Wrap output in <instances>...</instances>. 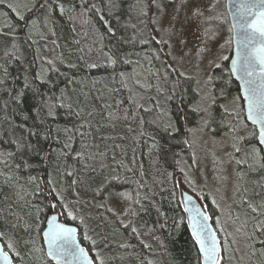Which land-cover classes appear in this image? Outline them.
I'll use <instances>...</instances> for the list:
<instances>
[{
	"label": "trees",
	"instance_id": "trees-1",
	"mask_svg": "<svg viewBox=\"0 0 264 264\" xmlns=\"http://www.w3.org/2000/svg\"><path fill=\"white\" fill-rule=\"evenodd\" d=\"M36 2L37 0H34L33 4ZM9 3L11 4V0H6L5 5H0V33L7 37L18 34H16L14 41L16 47H13L12 43L0 46V79L5 81L3 85H0V140L3 141V143H0L2 144L0 152L15 151V145L9 143V141L16 139L21 134H26L24 128L39 126L38 121L34 119L36 115L34 108L38 98L34 96L31 89L24 88V83L26 77L28 80H32L35 76L40 75L42 80L48 82L41 85L43 91L48 92L49 96L55 94L56 97H60L61 100L56 101L57 103L62 101L65 104L72 105L71 109L66 107L58 109L56 123L53 127L71 128L75 132L81 121L86 124L90 122V126L81 129L85 132L83 139L78 135L73 136L72 146L77 151H86L89 157H95L93 160H88L87 163L94 166L96 172L83 169L84 159L76 164L71 158L66 161L63 157L56 158L61 151V145L67 142L63 132L60 134L59 141H41V145L45 150L49 148V145L54 150L53 156L48 161L41 163L37 157H32L31 162L37 166L16 173L19 179L13 180L11 182L12 186H5L3 179L0 178V189H3V191H0L2 205L0 207V217H2L0 219V230L8 233L7 236L1 239L5 248L7 249L6 245L10 243V236H21L19 232L11 229V223L16 221L19 213L27 205L22 196L16 206L7 204V197L10 198L11 193L21 184L23 188L27 187L30 192H33V203L36 206L41 205L43 207V203L47 202L44 195L36 194L35 185L28 183L27 177L29 175L36 176L38 182L45 181L49 179L48 176L54 171L58 162L62 173L65 170V165H67L68 170L76 168L81 174L85 175V188L89 184L92 188H99L102 180L108 176L109 168L113 167L111 176L119 175L126 178L127 183H113V187L109 188V191L118 190L121 192L128 190L132 198H139V195L145 192V196L141 198L143 203L140 206L137 205L139 211L132 221L138 234L133 235L123 228L112 233V235L118 233L121 242L130 245V263L147 264L150 258H155L158 264H197L198 252L193 247L192 233L178 194L177 179L175 177L179 168L180 157H189L192 150V147L189 148L182 142L188 140V138L182 118L183 113L178 109L189 111V105L194 106L196 104L198 100L195 93L197 86L195 81L185 83L183 85L186 90L185 102L181 103L180 95L177 93L172 100H167L169 109L166 108V104L164 106L166 100L163 99H168V95L171 94L172 84L170 82L166 81V86L162 90L160 89L155 100L148 97L147 90L144 92V90H140L135 86L133 80L136 73L146 71L149 75H153L160 65L158 60H153L150 63L145 58L144 52L149 47L160 48L161 45L149 46L138 43L140 38H144L145 33H147L148 38L151 32L147 8L148 0H51L53 11L49 14L46 25L43 22L39 24L38 33L34 38L30 33V19L34 18L41 21L42 18L35 11L29 12L33 4L23 13L29 18V26L20 28L16 27L19 14L7 7ZM58 6L63 7L62 15L60 10L57 9ZM142 9L147 12V16L142 14ZM19 23L22 24V22ZM10 25L14 26L15 33L9 31ZM109 27L115 30L117 38L131 39L137 37V42L121 44L120 48L122 53L130 54L126 58L134 62L139 61V66L136 63L117 65L115 71L110 66L107 67V70L105 68L89 69L87 67L88 63L94 61L105 63L107 60L105 53L111 54L110 50L117 41L108 33L107 29ZM49 44L53 47L56 46L55 56H48L53 48ZM137 52L140 53L139 56L135 55ZM161 56L163 58V53ZM48 60L54 61V67L58 68L59 72L54 71L53 66L47 64ZM69 65H75V67H69ZM5 68L7 69V75L3 71ZM133 69L139 70L134 74ZM221 69H214V72L219 76ZM120 72L125 73L123 81L118 75ZM61 73L64 75H61ZM131 75L133 76L132 79ZM113 76L116 77L115 80H113ZM76 82L82 88L78 87L75 84ZM221 82L220 80L216 81V89L219 85H222ZM235 82L233 80L232 84L235 85ZM36 83L39 84V81H36ZM102 84H105L106 91L111 93L117 100L116 106L108 104L106 115H103L100 111L102 107L107 105L105 103L101 105L102 95L99 94L98 88ZM5 89L10 90L12 94L23 91L22 103L19 106L10 103L7 108H4V102L10 101V96L4 91ZM61 90H64L63 96ZM92 90L94 92L93 96H91ZM137 105H142L143 108L151 109V111L145 113ZM122 108L125 109L121 113L123 116L118 114ZM81 110H83L81 117L69 116L70 111ZM88 111H94L95 114L89 117L86 114ZM125 116H127V119H125ZM140 117H143V124H141ZM123 120H128L129 123ZM150 121H156V123H150ZM170 121L181 129L171 140L161 131ZM199 121L198 114L189 112L188 127ZM245 123L248 124L249 130H251L253 125L247 121ZM14 125L16 127H13ZM21 125L23 127H20ZM69 135H72V133H69ZM32 139L35 143L36 138ZM144 140L148 141L147 146ZM154 140L156 142L155 147H153ZM95 143L104 144L106 147L105 152L101 153L98 148L94 147ZM84 145H87V148H84ZM65 151L67 150L65 149ZM101 161L104 164L103 168L101 167ZM120 162H123V165L132 169V171H126ZM109 178H106L103 184ZM63 180L66 186L68 179L63 176ZM41 187H43V184H41ZM106 193L108 191L103 196ZM91 194L94 195L90 189L81 191L80 199L82 203L80 208L82 211L90 210L92 207ZM67 195L69 199H72L71 194ZM102 198L98 196V199ZM78 206H76L74 212L77 215L76 220H72L64 214H62V217L65 221L78 225L80 240L88 250L91 249L90 253L93 256L96 254V249L90 240L84 239L85 234L89 236V231H91L89 237L93 240L95 238V228H102L100 232L103 235H108L111 232V227H108L107 224L98 226L97 221L99 219L95 217L87 229L88 233H85L83 223L78 219L81 213ZM205 206L210 216L217 218L216 208L211 204H205ZM10 213H15V216L10 215ZM47 213L49 211H43V216L45 217ZM178 222L179 226H177ZM217 231L220 239L223 240L222 233L218 229ZM138 241L141 243H138ZM110 244V249H112L114 243ZM142 244L149 246L146 252H144ZM7 250L13 255L14 250ZM47 260L51 264H55L52 260L48 258ZM261 261L264 263V259H261ZM14 264H19V258L14 260ZM255 264L262 263L256 259Z\"/></svg>",
	"mask_w": 264,
	"mask_h": 264
},
{
	"label": "snow or ice",
	"instance_id": "snow-or-ice-1",
	"mask_svg": "<svg viewBox=\"0 0 264 264\" xmlns=\"http://www.w3.org/2000/svg\"><path fill=\"white\" fill-rule=\"evenodd\" d=\"M6 0H0V5H5ZM218 0H212L211 3L204 4L201 0H180V7H178L172 16L169 18L168 27H156L153 28L147 39L140 38L138 43L140 45H163L160 48L149 47L145 50V58L151 63L153 60L160 61L159 69L153 75H160L165 81L172 84L170 90L171 94L168 95V100H172L176 97L177 93L180 95L181 103L185 102L186 90L183 85L188 82L195 81L197 89L195 90L196 96L199 98L197 103L192 106L189 105V111H182V118L184 120V127L189 134L194 131H199L200 133H210L213 137L220 134L222 130L226 131L229 135L231 142L222 146L223 155L216 156L213 154L212 157V186L214 188V194L212 192H205L203 197L198 199H209L211 198V205L216 209H220L223 206L228 207L229 217H234V220H239L238 215L233 213V205L246 206L248 210L253 214L251 217V231L248 229V218H245L243 223L234 229L233 232H228L226 226L221 225L219 218H214L208 214L205 205H197L191 196L187 198L186 211L193 213L190 220L193 222L192 240L193 247L196 248L198 252L197 264H230V261L234 258L231 255L232 246L243 241V247L238 249L243 251L244 255L241 259L247 258L249 261L259 254L264 256V201L260 204H254L253 200L250 199L246 194L248 189L244 187L242 182L247 181L249 172H260L264 171V93H261L259 86L255 79H251L256 75V66L260 65V73L264 74V9L255 12V19L249 20L248 17L253 15V10L258 7L256 4L241 5L240 16L235 20V23L231 28L228 29L229 33L232 32H243L244 48L247 49L249 44H255L257 38H260V43L251 52H238L237 58L232 61L231 70L229 76L239 74V78L243 81L242 88L245 93L244 96L234 97L231 101V106L224 103L227 100L229 93L225 89L221 88L219 92L216 91L215 81H224V74L221 69V63L219 61H228L229 56L223 55V49L232 44V38L229 37L225 40L224 44H221L216 53L212 52L211 47L208 45L207 41L215 40L219 35L220 25L222 21L215 15V6ZM264 3V0H262ZM152 4L157 7L160 13H163V7L158 3V0H152ZM8 8L13 11L12 4H7ZM60 14H63V7H60ZM183 10L184 16L181 20L180 12ZM35 11L41 16L42 20L31 19L30 23L32 27H38L41 22L47 23L49 14L53 11L51 0H37L33 4L29 12ZM142 14L147 16V12L143 9ZM18 25L16 27L27 28L29 26V18L24 14H19L17 17ZM163 16L161 15L158 19L153 20V24L162 25ZM19 22H22L19 23ZM216 25L213 29L209 27L210 25ZM135 27V26H133ZM189 28H194L196 32L200 33V36L204 38V47L197 46L195 49L196 63L194 65L197 70L194 74H188L185 70V58L192 57L193 51L188 47V39L185 32ZM9 31L15 33L14 26H9ZM108 33L113 39H116L117 43L110 50L111 54L107 55V60L105 63L94 61L88 63L87 67L89 69H98L111 67L115 71L117 65H131L136 63L139 66V61H132L127 57V55L122 53L120 45L124 43H135L137 42V37H132L131 39L120 37L117 38L116 32L113 28L109 27L107 29ZM163 31L166 33V38L164 36L157 37V33ZM18 34V33H16ZM16 34L12 37H7L6 35L0 33V46L8 43H12L13 47H16L14 43ZM43 38V37H41ZM35 43V41H33ZM163 53V58L161 54ZM135 55L139 56L140 53L137 52ZM207 60V71L201 68V65ZM63 63V61H61ZM47 64L53 66V70L59 72L58 68L54 67V61L48 60ZM69 67H75V65H69ZM214 69H221L219 76L215 75ZM5 75H7V69L4 70ZM135 74V69H133ZM203 73V74H202ZM61 75H64L61 73ZM121 81L125 78V73H118ZM138 75V74H136ZM200 77L197 79V77ZM116 77L113 76V80ZM24 88L31 89L34 96L37 97V103L35 105L34 111L36 113L34 119L38 121V127H28L24 128V133L21 134L16 139L10 140L9 143L15 145V151L10 152H0V178L3 179V184L5 186H12L11 182L13 180H18L19 177L16 173L21 170L27 171L33 169L37 165L31 162L32 157H37L41 163L48 161L54 154V150L49 148L45 150L41 145V141H59L61 132L67 138V142L61 145V151L57 155V159L63 157L66 161L71 158L74 163L79 164L81 159L85 160L83 164V169L85 171L96 172V168L87 163L88 160H93L95 157H89L86 151H77L72 146L73 136H79L81 139L84 138V129L86 126H90V122L86 124L81 121L79 127L73 132L71 128L60 129L59 127H53L56 123V117L58 109L60 108H72L71 104H65L62 101L57 103L56 101L61 100L60 97H56L55 94L51 96L48 92L41 89V85L48 83L46 80H42L40 75L35 76L32 80L25 78ZM39 81V84L36 83ZM5 81L0 79V85H3ZM136 83H139L137 80ZM50 90V89H49ZM10 96V101L4 102V108H7L10 103H14L19 106L22 103V97L24 96L23 91L15 92L12 94L10 90L5 89ZM61 95H64V90H61ZM245 99L247 102V110L245 113V108L241 105L237 110V101ZM138 108L142 109L145 113H149L151 109L143 108L142 105H137ZM82 111H70L69 116L81 117ZM189 112L196 113L199 116L200 123L196 129L188 127ZM87 116L91 117L95 113L94 111H88ZM112 115L111 113L109 114ZM219 117V119L217 118ZM27 119V117H25ZM127 119V116H125ZM141 124H143V117H140ZM245 120L250 121L253 125L252 129L249 130V126L245 123ZM239 121V123H238ZM150 123H156V121H150ZM216 125L213 128V125ZM13 127H16L15 125ZM20 127H23L21 125ZM75 127V125H74ZM161 131L165 133L169 140L174 138L176 133H179L181 129L177 127L171 121L166 124ZM72 133V135H69ZM143 134V133H142ZM36 138V142L33 143V139ZM183 144L191 148L193 143L189 140H183ZM0 143H3L0 140ZM156 146L154 140L153 147ZM87 148V145L83 146ZM163 147V146H161ZM65 149L67 151H65ZM230 149V150H228ZM121 166L125 167L126 171L131 172L132 169L127 168L120 162ZM197 164V158L195 154L192 155V165ZM232 167L231 172H229V167ZM101 167H104L103 161H101ZM46 171V168H45ZM184 172V169H180ZM11 173V174H10ZM63 176L68 179L66 186L57 187L52 179H47L45 181L38 182L36 176L29 175L27 177V182L34 184L36 188V194H43L46 203H43V207H37L36 204H31L30 207L35 210V215L31 216L32 223H25L23 230L28 233V238L24 239L22 237H15V243H8L6 245L7 249L14 250L11 257L12 260L17 258L22 259L23 249L20 247L21 243L27 245L29 243L34 244L35 241L32 240V233L35 231L48 245L50 256H55L61 258L65 254H71L77 258H84L87 264H110L111 257H105L102 249H109L110 244L105 236H100L99 240H91L87 234H85L84 239L90 240L91 244L97 249L96 254L89 257L88 251L80 247L75 238V229L68 228L57 222L59 215L64 214L72 220L77 219V215L74 214L76 211V206L81 204V191H88L89 189L93 191L94 196L103 197V194L108 191L109 197H118L121 201L130 199L124 192L120 191H109V188L113 187V183L122 184L127 183L126 178H122L119 175L111 176L107 179L105 184H102L99 188H92L91 184L87 188L84 187L86 176L81 174L79 170L73 168L68 170V166L65 165V170L63 171ZM99 175V173H98ZM264 179V177H262ZM184 181L189 185L196 188L197 182L187 175L184 176ZM204 187H208L209 177L207 175L203 178ZM260 184L259 181L256 182ZM43 184V187H41ZM260 187L264 188V184H260ZM3 191V189H0ZM71 194L72 200L71 210H69V203H65L68 199V195ZM255 196H259L260 193H254ZM219 196V200L216 199ZM22 199V198H21ZM231 201V203H228ZM139 203V201H136ZM89 206H91L89 204ZM97 208H104V204L95 205ZM49 211L53 214L51 216L44 217L41 220V213L43 211ZM63 210V211H61ZM107 211L113 212L112 207H108ZM125 213L128 209L126 208ZM10 215L15 216V213H10ZM135 215V213H133ZM261 217V218H257ZM198 218V219H197ZM2 219V217H0ZM19 219L17 217V222L11 223V229L13 231H18L20 228ZM214 221L219 232L225 234V239L218 238L217 232L209 226V221ZM46 223V227H40L41 224ZM81 223H84L81 220ZM121 227L125 231H130L133 235H137V229L132 226V223H125L123 220L120 221ZM99 235V233H97ZM6 231L0 230V239L7 236ZM121 248H125L126 245L121 244ZM144 247H148L145 245ZM43 251V249H41ZM117 259L121 257L117 256ZM0 260L8 261L9 253L7 251L0 250Z\"/></svg>",
	"mask_w": 264,
	"mask_h": 264
},
{
	"label": "rangeland",
	"instance_id": "rangeland-1",
	"mask_svg": "<svg viewBox=\"0 0 264 264\" xmlns=\"http://www.w3.org/2000/svg\"><path fill=\"white\" fill-rule=\"evenodd\" d=\"M34 0H11V4L13 6L14 9H16V13L18 14H23L24 11L30 7L33 4ZM202 3L204 4H208L211 3L212 0H201ZM158 3L162 5L163 7V13H160L159 10L157 9V7H155L152 4V0H148V18H149V22H150V30H152L153 28L156 27H163V28H167L168 27V21L169 18L172 16V14L174 13V11L180 7V0H158ZM57 9H60V7L58 6ZM163 16V20H162V25H157V24H153L152 21L158 19L160 16ZM215 15L217 17L220 18V21H222V24L220 25V29L219 31V35L216 37L215 40L212 41H207L208 45L211 47L212 52L216 53L220 47L221 44H224L225 40L228 39L229 37L232 38V33L228 32V29L231 28L230 25V20H229V16L227 13V9H226V5H225V0H218V3L215 6ZM184 16V12L183 10H181L180 12V18L181 20L183 19ZM34 19V18H31ZM30 19V21H31ZM209 27H212L213 29L216 28V25H210ZM38 27H32L31 23H30V33L32 34V37L34 38L38 31H37ZM42 31V30H41ZM43 34V33H42ZM147 33H145L144 38H147ZM185 35L188 39V47L190 49H192L193 51V56L192 57H186L185 58V68L182 70H185L188 74H194L197 70L195 69L194 65L196 63V57H195V49L197 46L200 47H204V38L202 36H200L199 32H196L194 28H189L186 32ZM160 36H164L166 38V33H164L163 31L157 33V37L159 38ZM49 46H52L51 44H49ZM161 47H163V45H161ZM54 48V49H53ZM48 56H55V52L54 50L56 49V46L53 47ZM231 49H232V44L230 46V49L228 47H225L223 49V55H227L230 56L231 53ZM219 63H221V67L222 70L225 71L226 70V61H219ZM201 68L204 69V71H207V60L205 59L204 63L201 65ZM139 69H135V73L138 71ZM158 71V69H157ZM156 71V72H157ZM214 71V70H213ZM138 75H135L134 77V84L135 86L140 89V90H144V92L147 90L148 92V97H151L152 99H156V96H158V93L160 91V89L162 90L166 85V81L162 78V76L160 75H149L148 72H143L141 71L140 73H136ZM148 76H147V75ZM203 74V73H202ZM215 75H217V73H215ZM218 76V75H217ZM133 78V76L131 75V79ZM200 77L198 76L197 79H199ZM139 81V83H136V81ZM78 87L82 88V86L76 82L75 83ZM197 86V85H196ZM69 87H71V85H69ZM151 87V88H150ZM221 88L225 89L227 93H229L230 95H228L227 100L223 101L224 103L229 104V106H231V101L234 97L239 96V93H235L233 92L232 89L231 91H229L227 89V86H218L217 87V91H219ZM99 94L102 95V102L101 105L104 103L107 104L104 107H102L100 109L101 113L103 115H106L108 112V104H112L114 106L117 105V100L113 97V95L111 93H109L108 91H106L105 89V84H102L99 86ZM149 89H151V91H149ZM94 95V92L92 90V95ZM143 96V95H142ZM141 96V98H142ZM199 99V98H198ZM166 100V102H164V106L166 104V108L169 109V106L167 104V100L168 99H163ZM158 101V100H157ZM197 103V101H196ZM242 105V100L237 101V110L239 109V106ZM122 111H125L124 108H122L118 114H120L121 116H123L121 113H123ZM164 116V114H163ZM219 119V117H217ZM126 123H129L128 120H123ZM200 123L197 122L196 124L190 126L189 128L192 129H196L198 124ZM239 123V121H238ZM213 128L216 127V125L214 124L212 126ZM186 135L187 138L190 142L193 143L192 146V150H191V154L188 156H181L179 159V168L176 174V179H177V187H178V194L180 196L181 199V190L182 189H186L188 191H190L191 193H193L197 198L199 197H203L205 192H212L214 194V188L212 186V181H211V177H212V168H213V163H212V157L213 154H215L216 156H222L223 155V149L222 146L225 144H229L231 142L229 135L226 131L222 130L220 132L219 135L217 136H212L210 133H200L199 131H194L191 134H189L186 130ZM13 140V139H11ZM146 146H147V140H144ZM2 144H0L1 146ZM94 147L98 148L99 151L101 153L105 152L106 147L104 144H100V143H95ZM230 150V149H228ZM195 154L196 158H197V164L195 166L192 165V155ZM233 166L229 167V172H231ZM183 168L184 172H181L180 169ZM113 167L109 168L108 171V176L106 178H109L111 176ZM187 175L189 178L195 180L197 182V186L195 189H193V187L191 185H189L187 182L184 181V176ZM207 175L209 177V183H208V187L205 188L204 187V183H203V178L204 176ZM49 179H52L55 183V185L57 187H62L65 186L64 185V180H63V174L60 170V165L56 164L54 171L48 176ZM262 177H264V171H260V172H249L248 174V179L245 182H242L244 184V187H246L249 191L246 194L250 199L253 200L254 204H260L262 201H264V188L260 187V184H264V179H262ZM105 178V179H106ZM105 179L102 180V182L100 183L101 185L104 183ZM259 181L260 184H257L256 182ZM144 185V184H143ZM124 192L130 199L121 201L118 197H109L108 193H106L102 199H98V196H94L91 194L92 199H91V204L92 207L90 208V210H86V211H82V209L80 208V204H78L81 213L78 216V219L81 221L83 220V226L85 228V233L87 232V229L90 227L92 221L94 220L95 217H97L99 220L97 221V225L98 226H105V224H107V226L111 227V232L108 235H103L100 230H102V228H95V238L93 240H99L100 236H105L107 238V241L109 244L110 243H114V247L112 249H102V251L104 252L105 257H111V261L110 264H138V262L134 263V262H129V244L127 243H122L120 237L118 238V233H114L112 235V233L118 229H121V225H120V221L123 220L125 223H129L134 220L135 215L137 214V212L139 211L138 206L137 205H141L143 203V199H141L143 196H145V192H142L139 195V198H132V195L130 194V192L128 190H124L121 191ZM259 192L260 195L259 196H255L254 193ZM33 192H30L27 187L23 188L20 184V186H18L12 193L10 198L7 197V204H12L13 206L17 205V202L19 200V198L24 197L26 205L24 207V209L22 210V212L19 213V215L17 216L19 219V225L20 228L18 231L21 234V236L18 237H22L24 239L28 238V233L25 232L23 230V226L25 223H32V219L30 218L31 216L35 215V210L31 207L30 205L33 203L32 201V195ZM216 199L219 200V196H216ZM72 199H67L65 201V203H69V210L71 209V201ZM204 205L205 204H211V198L209 199H199ZM136 201H139V203H136ZM228 203H231V201H229ZM97 204H104L105 207L104 208H97L95 207V205ZM1 200H0V207H1ZM37 207H42L41 205H37ZM108 207H112L113 208V212H109L107 211ZM128 209L127 213H125V209ZM228 212L229 209L226 206H223L220 209H216V215L217 218L220 219L221 221V225L226 226L227 231L228 232H233L234 229L236 227H239L243 221L245 220V218H248L249 223H248V231H251V217H252V213L250 212V210H248L246 208V206H239L237 207L236 205H233V213L234 215H238L240 217L239 220H234V217H229L228 216ZM50 213V212H49ZM46 214V216H48V214ZM133 213H135V215H133ZM45 216V217H46ZM258 219L261 217H257ZM44 219L43 216V212L41 213V220ZM17 222V219L16 221ZM44 225H40V227H44ZM133 226V223H132ZM177 226H179V222L177 223ZM135 227V225L133 226ZM91 231H89V236H91ZM99 233V235L97 234ZM223 239H225V234L222 233ZM32 240L35 241L34 244L29 243L27 245H24L23 243H21L20 247L23 249L22 251V259L19 258V264H51L48 260H47V255L45 252V246L43 243V239L34 231L32 233ZM9 242L10 243H15V236H10L9 238ZM138 243H141L138 241ZM124 244L126 245L125 248H121L120 245ZM143 245V250L144 252H146V249L149 247H144L146 244H142ZM111 246V244H110ZM243 247V241H241L238 244H235L232 246V252L231 255L234 256V258L230 261L231 264H255L256 263V259L260 260V262L262 264H264L261 259H264L263 256H260L259 254H257V256L253 257L250 261L245 258V259H241V257L244 255L243 251H239L238 249H241ZM95 248V247H94ZM41 249H43V251H41ZM96 249V248H95ZM154 249V248H152ZM97 251V249H96ZM117 256L121 257V259H117ZM255 258V259H254ZM49 259V258H48ZM147 264H158L155 260V258H150V260L148 261Z\"/></svg>",
	"mask_w": 264,
	"mask_h": 264
},
{
	"label": "water",
	"instance_id": "water-1",
	"mask_svg": "<svg viewBox=\"0 0 264 264\" xmlns=\"http://www.w3.org/2000/svg\"><path fill=\"white\" fill-rule=\"evenodd\" d=\"M250 4L258 5V7L253 10V15L248 17L249 20H253V19H255V12L264 9V3H262V0H225V5H226L227 13L229 16L231 27L235 23V20L237 18H239V16H240L241 5H250ZM242 41H244V33L243 32H239V34H237V32H235V31L232 32V51H231V56L229 59L230 70H231V66H232V61L237 58V53L238 52H251L256 46L259 45L260 38H257V41L255 44H249L247 49L244 48V44L241 43ZM244 42L246 43V41H244ZM260 67H261L260 65L256 66V75L254 77H252L251 79L256 80V83L259 86L260 92L264 93V74L260 73ZM232 76L239 83L241 96H244L245 93H244L243 88H242L243 81L240 80L239 74L232 75ZM243 104H244L245 113H246L247 102L245 99H243ZM189 196L192 197L193 201L197 205L203 204L193 193H191L190 191H188L186 189H182L181 190V202H182V206H183L184 210L186 209V207H190L189 205H187V198ZM185 213L187 216V221H188V225L190 227V231L192 233L193 222L190 220V217L193 215V213L188 212L186 210H185ZM52 214L53 213L50 212L48 214V216H51ZM208 214H209V212H208ZM57 222L62 224V225H65L68 228L75 229V238H76L77 244L80 247L84 248L86 251H88V248L80 240L78 225L65 221L64 218L62 217V214L58 216ZM209 226L212 227V229L217 232L218 238H220L219 233H218L213 221H211V220L209 221ZM44 227H46V223H45ZM43 243L45 246V252H46L47 257L50 260H52L55 264H87V261L84 258H77L76 256L71 255V254H65L61 258H57L55 256H50L48 254L49 249H48L47 243L44 240H43ZM0 250L7 251L9 253V260L8 261L0 260V264H14V260L11 259L12 254L5 248V245L1 239H0ZM88 256L89 257L92 256L90 251H88Z\"/></svg>",
	"mask_w": 264,
	"mask_h": 264
},
{
	"label": "flooded vegetation",
	"instance_id": "flooded-vegetation-1",
	"mask_svg": "<svg viewBox=\"0 0 264 264\" xmlns=\"http://www.w3.org/2000/svg\"><path fill=\"white\" fill-rule=\"evenodd\" d=\"M229 73H230V70H229V67H228V65H227V68H226V70L224 71V74H225V80L224 81H222L221 82V84H222V86H227V89L229 90V91H231L232 89H234V90H232L233 92H235V93H239V96H240V90H239V86H238V84L235 82V80H234V78L232 77V76H229ZM234 80V82H235V85H233L232 84V81ZM227 83V84H226ZM230 84V85H229ZM242 104H243V102H242ZM251 124V123H250Z\"/></svg>",
	"mask_w": 264,
	"mask_h": 264
},
{
	"label": "bare ground",
	"instance_id": "bare-ground-1",
	"mask_svg": "<svg viewBox=\"0 0 264 264\" xmlns=\"http://www.w3.org/2000/svg\"><path fill=\"white\" fill-rule=\"evenodd\" d=\"M231 25V24H230ZM231 51H232V49H231ZM230 56H231V53H230ZM230 56H229V59H230ZM227 63H226V68H227V65H228V67H229V60L228 61H226ZM229 70H230V68H229ZM215 73V72H214ZM233 77V76H232ZM234 78V77H233ZM234 80L236 81V79L234 78ZM215 83H216V81H215ZM236 83L238 84V86H239V83L236 81ZM239 90H240V88H239ZM240 96H241V93H240ZM242 100V102H243V99H241ZM242 106L244 107V104H242ZM245 121H247V120H245ZM248 123H251V122H249V121H247ZM252 124V123H251Z\"/></svg>",
	"mask_w": 264,
	"mask_h": 264
}]
</instances>
